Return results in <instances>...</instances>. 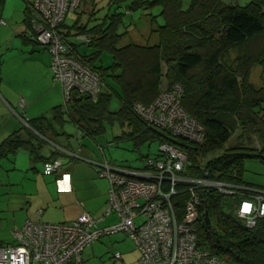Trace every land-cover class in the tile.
<instances>
[{"label":"trees","instance_id":"1","mask_svg":"<svg viewBox=\"0 0 264 264\" xmlns=\"http://www.w3.org/2000/svg\"><path fill=\"white\" fill-rule=\"evenodd\" d=\"M90 1L93 10L87 21L64 23L60 32L91 37L86 45L93 51L78 53L104 85L96 101L73 94L66 104L53 108L54 124L71 122L82 137L93 139L118 129L114 142L131 141L135 150L164 143L168 136L148 127L134 106L150 105L164 81L169 89L177 84L183 89V109L205 130L201 145L177 142L189 155L186 173L199 176L203 166L217 181L250 187L243 181L244 161L257 158L264 164V86L250 81L255 67L264 68V0L243 6L224 0H108L102 18L96 17L97 4ZM25 2L24 22L30 27V1ZM4 4L0 0V19ZM136 12L150 21L152 37L145 45L123 43L133 30L126 16ZM153 37L156 41L151 43ZM104 54L112 59L108 65ZM114 99L119 101L116 110L111 109ZM26 123L0 143V163L21 150L33 163L59 159L58 151L47 159L40 154L45 142L58 135L53 123L45 116ZM255 141L258 147H252ZM245 194L251 192L204 195L198 247L229 264H264V219L250 229L236 217ZM185 198L186 194L177 198L180 205Z\"/></svg>","mask_w":264,"mask_h":264},{"label":"built area","instance_id":"2","mask_svg":"<svg viewBox=\"0 0 264 264\" xmlns=\"http://www.w3.org/2000/svg\"><path fill=\"white\" fill-rule=\"evenodd\" d=\"M82 1L29 2L33 40L52 55L53 80L62 87L64 104L73 94L96 101L104 85L75 48L77 44L90 43L91 37L75 35L71 42L60 32L62 24L80 8ZM6 25L0 19V28ZM182 96L183 89L176 84L163 89L148 106L135 104L137 116L169 138L160 143L159 155L146 157L141 168L113 165L106 159L101 162L82 159L108 183L107 207L101 216L84 211L69 223L28 220L13 230L14 243L4 244L0 240V264H82L81 256L88 246L120 233L134 242L140 253L139 264H224L222 259L198 247L197 222L202 217L204 195L214 191L227 196L251 192L244 195L236 217L252 229L264 219V192L217 181L203 166L199 168V176L186 173L189 155L177 142L201 145L205 130L183 109ZM62 165L60 159H50L43 163V173L52 175ZM184 194L186 198L180 205L177 198ZM112 215H116L117 223L101 226ZM114 258L120 260L121 255L116 253Z\"/></svg>","mask_w":264,"mask_h":264},{"label":"crops","instance_id":"3","mask_svg":"<svg viewBox=\"0 0 264 264\" xmlns=\"http://www.w3.org/2000/svg\"><path fill=\"white\" fill-rule=\"evenodd\" d=\"M84 2L81 12L71 14L73 22L80 18L82 21V14L89 16L93 10V2L90 1L91 3H88V0H84ZM94 2L96 3V0ZM88 5L90 6L89 10L87 8L85 10L84 8L88 7ZM23 14L24 17L21 22L15 21V25L7 23L5 27L0 28V48L6 44L9 47H13V53L9 54L6 60L17 61L22 69L23 80L32 83V86L25 89L19 88L22 91L20 92L13 86L11 78L5 81L0 76V104L6 110L4 117H7V119L18 117V121L13 119L14 122L45 116L50 123H53L58 135L53 134L52 141L45 142L40 154L47 159L52 157L57 151L61 152L62 155H59L58 158L63 165L58 172L46 176L43 173V162L33 163L29 158L28 152L24 150H21L15 157L4 159L10 161L15 168H18L17 170L14 168L15 171H21L22 168L32 171L26 172L32 173V177L26 179L27 185L20 190H11L5 199L6 211L11 214L12 218L11 224H8L4 230V224L0 223V231L3 230L0 233V240L4 244L14 243L13 230L21 228L28 220L46 223H69L75 221L84 211L95 216H101L107 207L108 183L105 180L106 185L101 186L98 184L99 181L96 178V175L99 176L98 173L91 164L84 161L101 162L104 159L107 160L104 151L102 152L104 159L98 152V156H96L94 150L92 152L89 147L84 145L88 137H82V133L77 129L76 134L65 129L66 124L75 126L73 123L66 122L62 127L54 124L52 109L63 104L62 87L53 80L50 53L35 43L33 40L34 28L32 20L31 26H27L24 22L25 9ZM65 23L66 25L73 24L67 23V19ZM64 30L67 31V28ZM136 32L139 33H136L138 39H133L132 34H129V37L133 40L132 42L138 40V42H134L136 44L145 45L147 40L152 37L151 32L148 33L147 30H138ZM75 33L72 32V36H68L71 42L74 40ZM144 38L146 42H141ZM77 45H75V48L79 51ZM19 110L26 119L19 116ZM18 124L15 123L13 127L8 129L10 124L7 123V129L1 134L2 139L5 140L14 132L20 131ZM90 139L94 140L93 138ZM75 156L80 157V159ZM38 163L41 165L40 170L43 175H36ZM247 185L254 188L259 187L253 184ZM105 223L106 221L103 222V227L110 225ZM120 255L121 259L119 261L123 264H139L140 253H136L135 260L127 258L126 255Z\"/></svg>","mask_w":264,"mask_h":264},{"label":"rangeland","instance_id":"4","mask_svg":"<svg viewBox=\"0 0 264 264\" xmlns=\"http://www.w3.org/2000/svg\"><path fill=\"white\" fill-rule=\"evenodd\" d=\"M224 1L236 2L238 5L243 6L249 3L251 0H224ZM88 3H91L90 0H88ZM107 3L108 0H96V4H97L96 10H99L95 14L97 18H102L108 12ZM25 6H26V2L24 0H6L5 9L3 12V19L9 25H15L14 23L15 21L21 22L24 17L23 11L25 9ZM89 7L90 6L88 5V7H85L84 9L89 10ZM82 9H83V4L76 12H81ZM87 19L88 16L86 14H82V22H86ZM125 20L127 24L131 23L133 25L132 27L133 30L130 32V34H132L133 39H138L137 37L138 35H136V33L139 34L138 32H136L138 30H147L148 33H150L151 25L149 24V19L143 16L141 13L136 12L131 15L128 13ZM67 23L69 24L73 23L71 14L67 18ZM93 23L95 22L94 21L91 22V24ZM129 36L130 35H128L124 39L123 41L124 44L133 41ZM154 37L156 38V36ZM154 37L152 38L151 43L156 41ZM134 42H138V40H134ZM141 42H146V39L145 38L142 39ZM77 48L81 53H85V52L90 53L93 51V49L89 48L86 44H78ZM12 49L13 47H9L7 44L4 45L2 48H0V70H1L0 76L3 77L5 81L10 80L11 78L13 86L20 91L19 88L25 89L29 86H32V83L23 80L22 71H21L22 69L17 61L6 60L9 54L13 53ZM46 51L49 52V50ZM102 59H103V63L106 65L110 64L112 61L109 54H104ZM250 81L256 87L264 86V68L262 67L254 68L252 71ZM163 89L164 90L169 89L166 81L163 82ZM62 103H63V98H62ZM118 106H119V101L117 99H114L111 104V109L116 110ZM5 112L6 110L2 108V105L0 104V142L4 140L2 139L3 137L1 134H3L7 129L6 126L7 123L10 124L8 126V129L10 127H13L15 123H19L18 128L20 129H23V127L27 126L24 123V121L14 122L13 119L18 121L17 120L18 117L7 119V117H4L6 115ZM21 113H22L21 111L20 113H18L19 116L26 119L25 116ZM9 116H11V114H9ZM65 129L67 131L69 130L73 131L76 134L75 126L71 124H66ZM118 133H119L118 129H112V130L108 129L106 134L99 136L94 140L90 138H86L84 145L85 147H89L90 151L93 152L94 150L96 156H98L97 155L98 152V154L102 157V159H104V156L102 154L101 147H104L103 148L104 155L109 163L111 162L113 163V165H120V164L124 166L128 165L129 167L135 169L141 168L144 165V160L146 159V157H157L159 155V148H160L159 142L148 143L143 145L140 149L135 150L133 143L131 141H120L118 143H115L113 140V136L117 135ZM235 143L236 140L231 141L230 145L233 144L235 145ZM257 145L258 143L255 141V144L252 147H258ZM39 165L40 163L37 164L38 172L36 173V175L42 174L40 170L41 165L40 166ZM243 167H244L243 181L249 185L253 184L259 186L257 188L254 187L251 188L258 189L259 191L263 190L264 192V164L261 162V160L257 158H247L244 161ZM14 168L15 167L8 160L2 161L0 165V223L4 224L3 230L6 228L8 224L9 225L11 224V218H12L11 214L6 211L4 204L5 199L7 198V194H9L11 190L13 191L20 190L21 188L25 187L28 183L26 179L32 177V173H26V172H32L31 170L29 169L26 170L22 168L21 171H15ZM15 169L17 170L18 168L16 167ZM96 178H98L99 181L98 184H100L101 186L106 185L105 179H101L97 175ZM116 223H117V217L116 215H112L109 219L106 220L105 224L113 225ZM2 231H0V233ZM116 253L122 254L123 256L126 255L127 258H131L132 260H135V255L136 253L139 254V251L137 250L132 239L129 238L124 233L105 236L100 240L95 241L84 250L81 256L82 264H123L121 261L116 260L114 258ZM224 264H229V263L224 262Z\"/></svg>","mask_w":264,"mask_h":264},{"label":"water","instance_id":"5","mask_svg":"<svg viewBox=\"0 0 264 264\" xmlns=\"http://www.w3.org/2000/svg\"><path fill=\"white\" fill-rule=\"evenodd\" d=\"M205 221L207 224H210V215H209V212L207 210L205 212Z\"/></svg>","mask_w":264,"mask_h":264}]
</instances>
